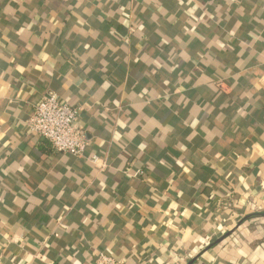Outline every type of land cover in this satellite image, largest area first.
<instances>
[{
	"label": "crops",
	"instance_id": "0c3cea01",
	"mask_svg": "<svg viewBox=\"0 0 264 264\" xmlns=\"http://www.w3.org/2000/svg\"><path fill=\"white\" fill-rule=\"evenodd\" d=\"M48 93L82 157L27 131ZM100 253L264 264V0H0V264Z\"/></svg>",
	"mask_w": 264,
	"mask_h": 264
},
{
	"label": "built area",
	"instance_id": "2783aa9c",
	"mask_svg": "<svg viewBox=\"0 0 264 264\" xmlns=\"http://www.w3.org/2000/svg\"><path fill=\"white\" fill-rule=\"evenodd\" d=\"M216 86L222 90L224 84L218 83ZM78 115L76 108L62 103L55 93H48L34 107L31 116L25 122V127L30 134L48 142L55 152L82 157L88 146V139L76 124ZM89 162L97 165L100 159L91 156ZM94 264H124V262L100 253Z\"/></svg>",
	"mask_w": 264,
	"mask_h": 264
},
{
	"label": "water",
	"instance_id": "95a60500",
	"mask_svg": "<svg viewBox=\"0 0 264 264\" xmlns=\"http://www.w3.org/2000/svg\"><path fill=\"white\" fill-rule=\"evenodd\" d=\"M230 233L228 232L227 234H225L224 236H222L219 240H217L216 242H214L212 245L208 246V249L212 248L214 245H216L217 243L221 242L223 239H225Z\"/></svg>",
	"mask_w": 264,
	"mask_h": 264
},
{
	"label": "trees",
	"instance_id": "16d2710c",
	"mask_svg": "<svg viewBox=\"0 0 264 264\" xmlns=\"http://www.w3.org/2000/svg\"><path fill=\"white\" fill-rule=\"evenodd\" d=\"M218 83H225V84H227V82H225L224 80H221V79H217V80H215L214 81V84H215V86H216V84H218ZM227 85H229V83L227 84ZM230 86V85H229ZM216 88H218L217 86H216ZM219 89V88H218Z\"/></svg>",
	"mask_w": 264,
	"mask_h": 264
}]
</instances>
